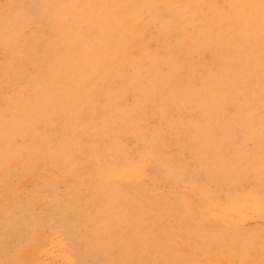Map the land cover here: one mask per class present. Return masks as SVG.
<instances>
[{"label":"rangeland","instance_id":"374dc122","mask_svg":"<svg viewBox=\"0 0 264 264\" xmlns=\"http://www.w3.org/2000/svg\"><path fill=\"white\" fill-rule=\"evenodd\" d=\"M183 1L0 0V264H73L75 257L78 264H121L116 214L106 203L116 204V197H109L88 156L108 145L110 124L119 116L105 113L112 107L111 80L148 65L150 51L163 53L171 42L173 34L150 22V12L178 9L174 20L185 24L183 8L214 2ZM156 65L165 69V60L159 57ZM193 78H182L187 88ZM134 97L125 100L130 105ZM147 123L144 129L160 127L152 116ZM121 141L136 147L131 134ZM114 162L123 167L122 159ZM155 164H140L146 182L163 180ZM224 203L221 197L215 208L196 205L182 224L184 234L197 232V221L215 230L219 218L240 231L263 226L247 203L237 210L242 220L233 222L228 211H219ZM197 258L193 264H206Z\"/></svg>","mask_w":264,"mask_h":264},{"label":"bare ground","instance_id":"6f19581e","mask_svg":"<svg viewBox=\"0 0 264 264\" xmlns=\"http://www.w3.org/2000/svg\"><path fill=\"white\" fill-rule=\"evenodd\" d=\"M178 11L150 12L149 21L174 36L163 53L150 51L148 65L111 80L112 107L105 113L119 116L110 124L108 145L88 156L109 197H116V204L106 203L116 214L121 264H193L197 256L206 264H264V0L201 2L196 10H181L189 17L185 24L174 20ZM190 55L201 61L179 60ZM159 57L165 69L156 65ZM189 74L193 87L187 88L182 78ZM128 95H135L130 105ZM150 116L158 130L144 129ZM127 134L134 150L121 141ZM155 163L163 180L146 182L140 164ZM221 197L219 211H228L233 222L242 220L237 210L247 203L263 226L240 231L219 218L215 230L197 221V232L185 235L182 224L195 206L215 208Z\"/></svg>","mask_w":264,"mask_h":264}]
</instances>
